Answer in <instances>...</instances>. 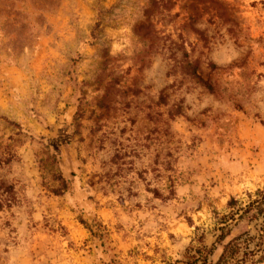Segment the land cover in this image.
I'll list each match as a JSON object with an SVG mask.
<instances>
[{"label":"rangeland","instance_id":"rangeland-1","mask_svg":"<svg viewBox=\"0 0 264 264\" xmlns=\"http://www.w3.org/2000/svg\"><path fill=\"white\" fill-rule=\"evenodd\" d=\"M259 190L264 0H0V264H264Z\"/></svg>","mask_w":264,"mask_h":264},{"label":"trees","instance_id":"trees-1","mask_svg":"<svg viewBox=\"0 0 264 264\" xmlns=\"http://www.w3.org/2000/svg\"><path fill=\"white\" fill-rule=\"evenodd\" d=\"M257 198L254 200H251L250 203L244 208V213L248 214L250 212L253 213V217H256L258 215H263L264 217V191H258ZM242 215H240L241 217ZM264 226V225H263ZM224 232V228H223ZM218 237V241L222 242V240L225 238V233H223ZM242 238L241 236L235 237L233 240L229 241L224 245L223 252L219 258V260L215 263L209 262L208 255L203 256V250L202 248H198L197 254L194 255V259L191 261V264H195L197 261H201L202 264H226L229 258L235 257L237 254L241 251L240 242H245L249 238L248 236L243 240H239ZM210 250L208 249V253H210ZM172 264V263H169Z\"/></svg>","mask_w":264,"mask_h":264}]
</instances>
